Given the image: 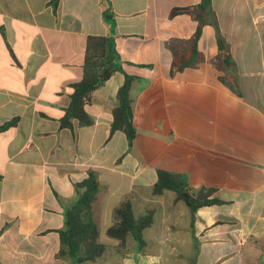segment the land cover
Wrapping results in <instances>:
<instances>
[{"label": "crops", "instance_id": "1", "mask_svg": "<svg viewBox=\"0 0 264 264\" xmlns=\"http://www.w3.org/2000/svg\"><path fill=\"white\" fill-rule=\"evenodd\" d=\"M201 0H0V264H77L57 256L65 210L94 171L105 252L84 264H264V0H212L231 66L206 26L200 61L173 73V41L197 24L173 8ZM89 36L115 42L123 73L93 93V124L63 129L71 85L83 76ZM125 75L134 77L136 137L111 135ZM187 177L219 203L193 215L173 191L154 195L158 171ZM130 198L152 212L144 244L107 236Z\"/></svg>", "mask_w": 264, "mask_h": 264}, {"label": "trees", "instance_id": "2", "mask_svg": "<svg viewBox=\"0 0 264 264\" xmlns=\"http://www.w3.org/2000/svg\"><path fill=\"white\" fill-rule=\"evenodd\" d=\"M60 1L51 0V4L56 7ZM180 15L189 16L197 24V28L190 39L171 42V71L179 73L200 61L198 43L206 26H212L215 30L219 58L224 67L231 66L230 49L220 33L212 0H201L196 5L173 8L169 17L172 19ZM0 30L2 31L1 28ZM115 72L123 73V69L114 40L110 37L89 36L83 61V76L79 82L71 85L70 103L60 120L61 128L73 131L74 121H77L80 127L93 124L92 118L85 111V106L91 103L93 93ZM133 80L134 77L125 75L124 84L117 93L118 103L112 112L110 131L111 135L117 131L123 132L127 137L129 148L132 147L137 134L133 122V101L130 96ZM15 123L16 119L5 123L0 127V132ZM101 190L102 185L94 171L89 172L88 177L76 185V200L66 208L65 227L58 231L59 258L84 264L97 261L105 252L106 245L99 240V224L93 215V205ZM168 190L175 192L177 200L183 202L193 215L202 207L219 203L218 200L211 198L213 190L201 188L191 193L185 175L159 170L153 194L161 195ZM112 219L113 224L106 232L109 238L119 240L122 247L125 239L130 235L139 245H143V231L151 226L153 215L148 211L145 215L136 218L131 199L127 197L113 209Z\"/></svg>", "mask_w": 264, "mask_h": 264}]
</instances>
